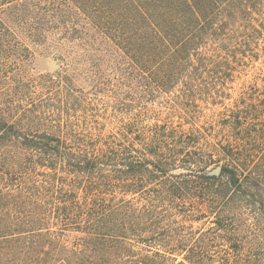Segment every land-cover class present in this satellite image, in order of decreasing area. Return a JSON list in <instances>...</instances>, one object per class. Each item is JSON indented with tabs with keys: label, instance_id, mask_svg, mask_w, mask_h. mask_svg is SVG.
Segmentation results:
<instances>
[{
	"label": "trees",
	"instance_id": "16d2710c",
	"mask_svg": "<svg viewBox=\"0 0 264 264\" xmlns=\"http://www.w3.org/2000/svg\"><path fill=\"white\" fill-rule=\"evenodd\" d=\"M263 38L264 0H0V264H263Z\"/></svg>",
	"mask_w": 264,
	"mask_h": 264
},
{
	"label": "rangeland",
	"instance_id": "374dc122",
	"mask_svg": "<svg viewBox=\"0 0 264 264\" xmlns=\"http://www.w3.org/2000/svg\"><path fill=\"white\" fill-rule=\"evenodd\" d=\"M31 49L33 52V73L35 75L39 74H55L59 70L62 69L63 67V62L61 60H57V58L60 57V53H58L57 50L54 48L48 46V45H31ZM63 54L66 56L67 53L63 51ZM255 57L256 62L253 65V62L248 61L247 66L243 67L241 70H239V74H237V78L233 84V89H232V96L231 100L228 103L229 106H232L235 104L237 101L245 98H249L252 96L256 97H262L264 95V38L261 41V45L257 49L256 53L253 55ZM81 81V80H80ZM149 110L155 111L153 106V102L149 103L148 105ZM156 114V113H155ZM154 113L149 112L147 115L148 117H154ZM227 112H221L219 116H217L218 121H220L218 124L215 125L213 128H207L206 132L210 135V137L213 135L215 136V140L221 139V137L224 134H227V131H224L221 129L222 127L220 126L221 124L225 123V120L227 118ZM209 115V114H208ZM129 120H124V122L128 123ZM222 147V146H220ZM210 160L213 163L212 167H215L218 164H222L223 162L221 161V156L218 153H210ZM201 219L198 222H188L187 224L184 225L183 228H180V233L182 237H187L190 238L191 234L193 232H196L195 237L199 236V233L206 232L208 231L211 227H214L213 224H211L212 218L208 217V214H200ZM241 217V214L237 217L238 219ZM239 226L238 221H236L234 228H237ZM233 228V227H232ZM243 226L239 227V230L241 229L242 233L240 236H238L240 239L241 238H250L253 237V233L260 231L259 236H260V241L264 239V227H260V229H251L249 228L248 232H243L242 230ZM249 232L251 234H249ZM210 235V234H209ZM208 235H206L207 237ZM211 236V235H210ZM194 237V236H193ZM222 240V237H220ZM237 238V237H236ZM224 243V242H222ZM219 247V248H218ZM217 248H213V251L215 250L216 254H224L225 250H227V247L224 246H218ZM229 250H227V253ZM213 253V252H211ZM258 252L255 251V249L250 251V255L252 256L253 259H258L259 255L257 254ZM255 256V257H254ZM260 257H264V255H260ZM264 264V263H263Z\"/></svg>",
	"mask_w": 264,
	"mask_h": 264
},
{
	"label": "water",
	"instance_id": "95a60500",
	"mask_svg": "<svg viewBox=\"0 0 264 264\" xmlns=\"http://www.w3.org/2000/svg\"><path fill=\"white\" fill-rule=\"evenodd\" d=\"M221 171H222V168H221V166H219V167L214 168L213 170H211L207 174L209 176L220 177Z\"/></svg>",
	"mask_w": 264,
	"mask_h": 264
}]
</instances>
